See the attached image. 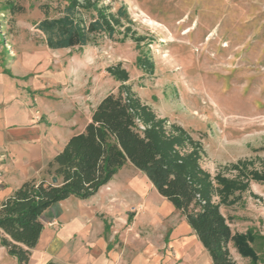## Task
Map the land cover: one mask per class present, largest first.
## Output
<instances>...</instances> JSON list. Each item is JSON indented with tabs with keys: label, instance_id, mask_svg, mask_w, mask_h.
I'll list each match as a JSON object with an SVG mask.
<instances>
[{
	"label": "rangeland",
	"instance_id": "374dc122",
	"mask_svg": "<svg viewBox=\"0 0 264 264\" xmlns=\"http://www.w3.org/2000/svg\"><path fill=\"white\" fill-rule=\"evenodd\" d=\"M100 1L112 10L125 5L130 31L143 39L123 37L122 26L112 38L100 34L81 48L51 49L35 23L45 16L40 5L48 3V16H56L64 0H0V73L20 93L16 97L21 96L34 121L56 134V152L83 131L104 96L117 92L119 82L106 68L120 62L128 71L126 83L141 102L165 118L167 128L179 124L201 143L200 165L211 176L220 172L233 177L242 171L250 177L252 171H263L264 0ZM139 56L152 62L151 72L136 64ZM139 175L148 179L127 161L110 181L122 194L125 184ZM152 187L146 203L136 209L129 205L119 214L131 230L156 243L159 264H169V221L181 214L175 210L170 218L163 217L159 211L166 203L158 206L163 197ZM230 198L232 204L220 206L232 233L230 256L238 264L249 261L235 242L238 235L250 233L258 264H264V182L250 179L248 190ZM0 264H17L2 246Z\"/></svg>",
	"mask_w": 264,
	"mask_h": 264
},
{
	"label": "trees",
	"instance_id": "16d2710c",
	"mask_svg": "<svg viewBox=\"0 0 264 264\" xmlns=\"http://www.w3.org/2000/svg\"><path fill=\"white\" fill-rule=\"evenodd\" d=\"M64 1L56 16H48V3L40 5L45 16L35 28L48 48H81L94 43L100 34L112 38L122 26L123 37L129 34L136 42L143 39L130 31L132 21L123 4L112 10L100 0ZM7 6L15 10L11 1ZM136 64L145 71L153 69L147 57L139 56ZM106 71L119 82L117 92L98 102L83 131L71 135L47 161L42 177L25 179L0 202V246L17 264H28L43 228L42 213L68 197L90 198L128 161L181 214L212 264H238L229 254L232 233L220 206L232 204L235 200L230 197L235 192L248 190L250 179L264 182V170L252 171L250 177L242 171L233 177L220 172L211 176L200 165L201 143L179 124L167 128L166 119L157 117L126 83L128 71L120 62ZM252 239L247 233L238 235L235 242L237 251L249 258L246 264H258V255L250 246ZM42 264L63 263L49 260Z\"/></svg>",
	"mask_w": 264,
	"mask_h": 264
},
{
	"label": "crops",
	"instance_id": "0c3cea01",
	"mask_svg": "<svg viewBox=\"0 0 264 264\" xmlns=\"http://www.w3.org/2000/svg\"><path fill=\"white\" fill-rule=\"evenodd\" d=\"M15 93L13 84L0 73V202L25 179L39 177L57 153L56 134L50 133L49 125L34 121ZM138 178L125 184L122 194L118 191L121 187L109 181L88 199L68 197L47 208L41 215L43 228L28 264L49 260L63 264H159L156 243L150 236L143 238L131 230L119 214L129 205L136 209L147 202L144 198L153 184L140 175ZM163 202L166 204L159 213L170 218L175 209L165 198L158 206ZM169 223V264L173 257L181 264H212L181 216H174Z\"/></svg>",
	"mask_w": 264,
	"mask_h": 264
},
{
	"label": "water",
	"instance_id": "95a60500",
	"mask_svg": "<svg viewBox=\"0 0 264 264\" xmlns=\"http://www.w3.org/2000/svg\"><path fill=\"white\" fill-rule=\"evenodd\" d=\"M52 181H53V182H55V181H56V178H55V177H54V178H52Z\"/></svg>",
	"mask_w": 264,
	"mask_h": 264
}]
</instances>
